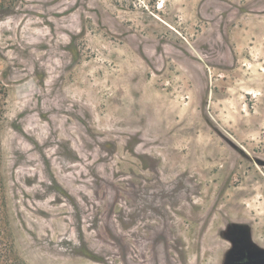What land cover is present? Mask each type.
<instances>
[{
  "label": "rangeland",
  "instance_id": "1",
  "mask_svg": "<svg viewBox=\"0 0 264 264\" xmlns=\"http://www.w3.org/2000/svg\"><path fill=\"white\" fill-rule=\"evenodd\" d=\"M263 254L264 0H0V264Z\"/></svg>",
  "mask_w": 264,
  "mask_h": 264
},
{
  "label": "water",
  "instance_id": "2",
  "mask_svg": "<svg viewBox=\"0 0 264 264\" xmlns=\"http://www.w3.org/2000/svg\"><path fill=\"white\" fill-rule=\"evenodd\" d=\"M262 260H264V254L262 256H260L257 260L254 261V264L258 263V262H261Z\"/></svg>",
  "mask_w": 264,
  "mask_h": 264
},
{
  "label": "flooded vegetation",
  "instance_id": "3",
  "mask_svg": "<svg viewBox=\"0 0 264 264\" xmlns=\"http://www.w3.org/2000/svg\"><path fill=\"white\" fill-rule=\"evenodd\" d=\"M248 262L249 261V258L247 257V255L242 259V261L241 262ZM253 262H251L250 264H252Z\"/></svg>",
  "mask_w": 264,
  "mask_h": 264
}]
</instances>
